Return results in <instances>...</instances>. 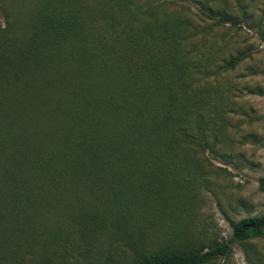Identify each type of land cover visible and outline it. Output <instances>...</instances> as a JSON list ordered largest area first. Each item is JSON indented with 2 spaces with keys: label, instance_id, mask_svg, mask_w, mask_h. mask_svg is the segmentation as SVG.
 <instances>
[{
  "label": "trees",
  "instance_id": "1",
  "mask_svg": "<svg viewBox=\"0 0 264 264\" xmlns=\"http://www.w3.org/2000/svg\"><path fill=\"white\" fill-rule=\"evenodd\" d=\"M172 4L22 0L25 32L2 28L0 264H204L230 241L264 237L263 211L206 249L109 238L112 218L123 226L180 202L174 171L197 166L189 155L205 100L192 75L204 66L184 48L190 15L237 23L206 1Z\"/></svg>",
  "mask_w": 264,
  "mask_h": 264
},
{
  "label": "rangeland",
  "instance_id": "2",
  "mask_svg": "<svg viewBox=\"0 0 264 264\" xmlns=\"http://www.w3.org/2000/svg\"><path fill=\"white\" fill-rule=\"evenodd\" d=\"M200 1L237 23L214 24L190 15L195 34L184 48L192 62L204 66L192 75L205 100L200 106L204 130L193 132L201 144L193 145L189 155L197 166L174 171L180 202L163 212L126 217L123 226H115L120 216L108 221L113 234L109 238L116 239L112 243L117 248L139 233L150 249L174 244L206 249L230 238L231 223L264 211V193L257 189V178L264 175V0ZM17 2L0 0V32L7 26L10 35L25 32L19 20L29 9L20 7L22 0ZM172 2L171 7L179 9L178 4L190 0ZM189 7L194 9L192 3ZM228 244L225 255L204 264H264V237Z\"/></svg>",
  "mask_w": 264,
  "mask_h": 264
}]
</instances>
